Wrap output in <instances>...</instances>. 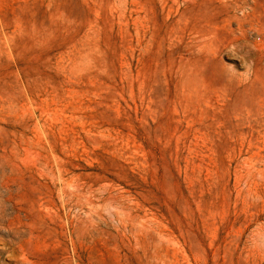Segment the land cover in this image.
I'll use <instances>...</instances> for the list:
<instances>
[{"label": "rangeland", "instance_id": "rangeland-1", "mask_svg": "<svg viewBox=\"0 0 264 264\" xmlns=\"http://www.w3.org/2000/svg\"><path fill=\"white\" fill-rule=\"evenodd\" d=\"M0 264H264V0H0Z\"/></svg>", "mask_w": 264, "mask_h": 264}, {"label": "bare ground", "instance_id": "bare-ground-1", "mask_svg": "<svg viewBox=\"0 0 264 264\" xmlns=\"http://www.w3.org/2000/svg\"><path fill=\"white\" fill-rule=\"evenodd\" d=\"M17 234V233H16ZM15 236V238H16V235H14ZM19 238H21L20 236H19ZM18 240H20V239H18ZM21 240H22V238H21ZM17 242V241H16ZM19 242V241H18ZM15 244V243H14ZM21 244V243H20ZM12 245V244H11Z\"/></svg>", "mask_w": 264, "mask_h": 264}]
</instances>
